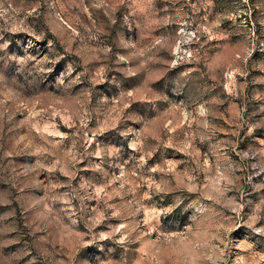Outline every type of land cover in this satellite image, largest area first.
I'll return each mask as SVG.
<instances>
[{
  "label": "clouds",
  "instance_id": "1",
  "mask_svg": "<svg viewBox=\"0 0 264 264\" xmlns=\"http://www.w3.org/2000/svg\"><path fill=\"white\" fill-rule=\"evenodd\" d=\"M0 264H264V0H0Z\"/></svg>",
  "mask_w": 264,
  "mask_h": 264
}]
</instances>
